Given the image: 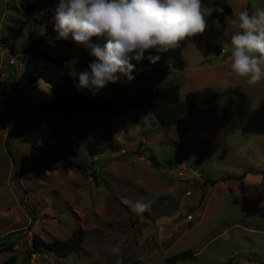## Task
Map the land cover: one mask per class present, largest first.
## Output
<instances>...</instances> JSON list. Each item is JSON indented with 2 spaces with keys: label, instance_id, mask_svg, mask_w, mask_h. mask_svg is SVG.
<instances>
[{
  "label": "rangeland",
  "instance_id": "rangeland-1",
  "mask_svg": "<svg viewBox=\"0 0 264 264\" xmlns=\"http://www.w3.org/2000/svg\"><path fill=\"white\" fill-rule=\"evenodd\" d=\"M33 1L0 0V246H13L0 263L15 255L13 264H116L111 250L120 244L123 264H165L186 249L195 257L170 264H264V80L255 87L229 83L230 49L221 56L239 31V13L264 7V0H218L231 13H219L217 29L214 7L206 8V31L183 48V69L142 67L131 82L122 78L98 92L116 109L111 139L86 135L82 120L64 130L43 121L20 134L16 116L51 99L47 83L24 81L22 50L39 37L59 39L44 24L58 0L26 21L22 11ZM46 48L69 74L95 59L82 46L51 41ZM75 83L70 76V93L91 94ZM172 84L182 102L194 104L177 123L164 125L149 110L122 111L137 89ZM135 201L149 208L138 214ZM77 227L83 240L67 256L30 252L34 234L66 240Z\"/></svg>",
  "mask_w": 264,
  "mask_h": 264
},
{
  "label": "clouds",
  "instance_id": "clouds-1",
  "mask_svg": "<svg viewBox=\"0 0 264 264\" xmlns=\"http://www.w3.org/2000/svg\"><path fill=\"white\" fill-rule=\"evenodd\" d=\"M206 11L202 0H58L54 31L59 39L71 38L95 58L87 65L88 70L70 73L73 80H78L74 84L77 91L95 96L122 78L134 80L132 61L147 59L155 64L181 42L203 34L207 28ZM213 25L219 29V20L214 19ZM238 29L230 43L223 44L221 56L230 49L229 83L239 84L243 79L255 87L264 80V7L252 13L241 11ZM93 37L106 42L103 46L93 44ZM150 51L156 55L146 56ZM149 205L150 202L135 201L132 210L141 214ZM111 251L117 257L116 264H123L121 245Z\"/></svg>",
  "mask_w": 264,
  "mask_h": 264
},
{
  "label": "trees",
  "instance_id": "trees-1",
  "mask_svg": "<svg viewBox=\"0 0 264 264\" xmlns=\"http://www.w3.org/2000/svg\"><path fill=\"white\" fill-rule=\"evenodd\" d=\"M51 3H53L51 1ZM58 3V1H57ZM218 0H202L205 8L214 7L213 18L217 19L219 13L230 14L229 6L217 5ZM49 0H35L27 5L23 11L22 16L26 21L38 15L43 8L48 7ZM56 6V5H55ZM55 6H50L44 18L46 30L51 33L54 31V16ZM222 10V11H221ZM193 38V37H192ZM192 38L181 42L179 47L161 55L159 61L151 64L147 59L134 64L133 73L142 67H155L167 65L175 69H183L185 60L182 55L183 48L191 41ZM57 42L59 44H70L77 46L73 41L63 39H52L49 37H39L22 50L23 69L21 75L25 82L34 84L39 80L47 83L51 92V99L46 102H38L32 104L29 112L16 116V121L20 134H27L33 127L43 121H49L54 127L64 130L68 125L82 120L84 122V133L89 136H99L108 139L112 138V131L110 124L112 117L116 113L113 103L98 94L92 96L91 94H72L69 91V71L61 60L52 56L46 44L48 42ZM80 50H82L80 48ZM156 55L154 51H150L145 55ZM86 54L83 53V57ZM145 76H139L138 79H143ZM12 89V88H11ZM179 84H172L169 86H160L154 89L139 88L136 90L133 98L123 108V112L130 107H135L137 110L154 113L164 125L170 126L178 122L181 115L186 111L194 109L193 103H186L180 100ZM14 96L16 95L14 88L12 89ZM0 94L5 101L3 89L0 85ZM262 116L264 119V104L261 107ZM0 125H3L0 117ZM6 140V149L12 155L11 149ZM34 148L42 152H48L47 149L41 148L38 144H33ZM60 154H70L68 151L57 152ZM85 164H79L83 169ZM97 177V175H96ZM225 178H217L210 180L211 184L223 181ZM228 179V178H226ZM230 179V178H229ZM84 230L77 227L72 232L70 237L66 240L54 239L46 242L40 236L34 234L30 245L31 253H40L41 250L50 252L58 257L67 256L73 251L83 240ZM13 246H0V253L3 251H10ZM194 257V253L190 249L183 250L166 257L165 264H170L179 260L190 259ZM16 260L15 255L9 256L0 264H13Z\"/></svg>",
  "mask_w": 264,
  "mask_h": 264
},
{
  "label": "crops",
  "instance_id": "crops-1",
  "mask_svg": "<svg viewBox=\"0 0 264 264\" xmlns=\"http://www.w3.org/2000/svg\"><path fill=\"white\" fill-rule=\"evenodd\" d=\"M246 0H242V2L245 4L246 2H245ZM248 1V0H247ZM219 14L217 15V19H219ZM194 38V37H193ZM192 40V39H191ZM22 71V70H21ZM42 81V80H41ZM250 168V170H253V169H256V168H253V167H249ZM247 169V168H246ZM248 172H252V171H248ZM247 172L245 171V172H243V177L245 176V174H246ZM252 173H255V172H252ZM228 177H231V176H228ZM215 184V183H214ZM190 218V217H189ZM194 253V252H193ZM194 257H195V253H194Z\"/></svg>",
  "mask_w": 264,
  "mask_h": 264
},
{
  "label": "water",
  "instance_id": "water-1",
  "mask_svg": "<svg viewBox=\"0 0 264 264\" xmlns=\"http://www.w3.org/2000/svg\"><path fill=\"white\" fill-rule=\"evenodd\" d=\"M190 170H191V171H193V172H196V173H197V171H196V170H193V169H191V168H190ZM200 174L202 175L203 173H200Z\"/></svg>",
  "mask_w": 264,
  "mask_h": 264
},
{
  "label": "built area",
  "instance_id": "built-area-1",
  "mask_svg": "<svg viewBox=\"0 0 264 264\" xmlns=\"http://www.w3.org/2000/svg\"><path fill=\"white\" fill-rule=\"evenodd\" d=\"M182 174V172L180 173V175Z\"/></svg>",
  "mask_w": 264,
  "mask_h": 264
}]
</instances>
